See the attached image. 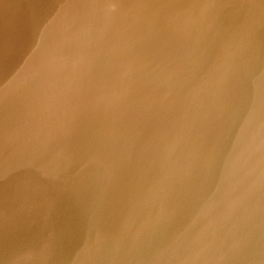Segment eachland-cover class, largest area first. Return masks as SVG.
I'll return each mask as SVG.
<instances>
[{
	"label": "water",
	"instance_id": "water-1",
	"mask_svg": "<svg viewBox=\"0 0 264 264\" xmlns=\"http://www.w3.org/2000/svg\"><path fill=\"white\" fill-rule=\"evenodd\" d=\"M0 264H264V0H0Z\"/></svg>",
	"mask_w": 264,
	"mask_h": 264
}]
</instances>
